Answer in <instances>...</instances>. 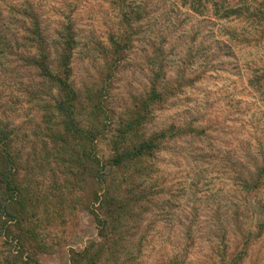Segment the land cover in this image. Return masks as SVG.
<instances>
[{
    "label": "rangeland",
    "instance_id": "1",
    "mask_svg": "<svg viewBox=\"0 0 264 264\" xmlns=\"http://www.w3.org/2000/svg\"><path fill=\"white\" fill-rule=\"evenodd\" d=\"M68 32L76 131L100 130L93 140L60 137L58 86L34 63L37 35L55 68ZM263 74L264 26L220 18L211 0H0V127L38 212L24 260L71 264L96 242L101 264H264ZM152 138L150 155L111 166L116 147ZM80 142L107 182L77 167ZM9 226L0 264L20 251Z\"/></svg>",
    "mask_w": 264,
    "mask_h": 264
},
{
    "label": "trees",
    "instance_id": "2",
    "mask_svg": "<svg viewBox=\"0 0 264 264\" xmlns=\"http://www.w3.org/2000/svg\"><path fill=\"white\" fill-rule=\"evenodd\" d=\"M211 1H213V7L218 12L220 18L244 16L247 20L255 23V25L264 26V0L258 2L254 10H251L250 0ZM129 11V9L125 11V16L129 15ZM67 28L70 29V26ZM69 32H71V30H69ZM69 32L60 38L63 40L64 45L59 63L55 68H52L47 61L44 38L37 35L35 39L37 45L40 46V54L39 56L34 57V63L38 66L44 76L52 79L58 86V95L55 96V110L53 116L54 114L56 116L59 115L58 117L61 121V125H63V135L61 136L58 132L60 137L64 141L67 139L66 137L68 135H74V137L78 136L79 139H81V137L83 139H90L91 137L96 138L100 135V130L87 131L81 129L80 134L76 131L78 126L74 110L78 93L69 81L72 71L70 63L73 52L74 35ZM122 40L126 43L128 42V37L124 38V34H122ZM112 41L116 46H119L121 43L118 42L115 37H113ZM157 94L158 92L154 90L153 95ZM47 117L50 119L52 118L51 112H48ZM11 132L12 129H4L0 127V217L3 218L0 223V235L4 234V237L9 239L13 232L9 223L11 224L12 222H15L20 234H17L12 238L18 239L20 242V251L15 255H12V264H16L19 261H23L25 264H36L31 255L28 257V260H24V247L27 245L26 241H30L31 245L28 249H30L29 252H31L32 245H35L33 239H35L37 233L34 229L33 221L38 212L34 209V197L32 195L30 196L26 186L17 177V163L12 152L8 148ZM68 141H71V139H68ZM127 143L128 144L122 149L116 147V152L111 159L112 167L121 166L127 162H133L146 154L150 155L157 146V142L153 138L139 141L134 146H131V142L127 141ZM81 144L83 145V143L80 142L79 150L74 148L75 151H77V156L74 158L77 167L86 171L89 170L91 166L93 167L95 165V168L93 167L94 172H91V175L101 184L107 182L110 174L105 171V166L100 162L97 155L94 160L91 157V154L87 153L86 150L81 147ZM86 159H88L89 163L86 162ZM116 199L114 198L112 200L109 189H106L104 192L98 191L96 193L94 205L99 204L98 206L101 208L106 207L108 209L106 217H100L97 215L98 222L102 227L101 236L106 235L105 230L109 224L107 217H111L115 214V209H112L111 206L115 203ZM115 217L116 218L114 219L116 220L119 215ZM25 223L32 224V226L26 225ZM99 244L98 249L95 247L97 243L91 242L90 245L86 246L83 250H72V256L70 258L71 264H101L100 261L101 255L104 251V243ZM10 260V258L6 259L7 262Z\"/></svg>",
    "mask_w": 264,
    "mask_h": 264
}]
</instances>
